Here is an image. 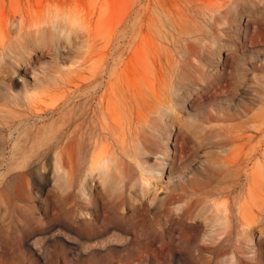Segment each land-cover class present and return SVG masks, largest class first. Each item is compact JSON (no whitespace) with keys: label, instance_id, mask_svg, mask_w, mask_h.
Instances as JSON below:
<instances>
[{"label":"rangeland","instance_id":"obj_1","mask_svg":"<svg viewBox=\"0 0 264 264\" xmlns=\"http://www.w3.org/2000/svg\"><path fill=\"white\" fill-rule=\"evenodd\" d=\"M2 17L58 30L29 38L32 69L9 59L0 264H264V0H0ZM92 101L113 139L36 157Z\"/></svg>","mask_w":264,"mask_h":264},{"label":"bare ground","instance_id":"obj_2","mask_svg":"<svg viewBox=\"0 0 264 264\" xmlns=\"http://www.w3.org/2000/svg\"><path fill=\"white\" fill-rule=\"evenodd\" d=\"M18 22L19 24H16V17H2L0 19V63L2 64V70H1L2 76L0 80L2 85L0 87V101H6L9 103V105L11 104L19 105L18 96L16 94L10 93V83H9L13 79L14 73L18 74V69L15 66L14 67L12 66L11 68H9L10 66L8 65L12 64V63H9V59H13L17 61L18 64H22L26 66V68L32 69L31 68L32 65H30L29 56L26 57V52L33 51L31 50L32 46L30 47L28 46L29 38H31V36H33L34 33L36 32L41 33L47 28H49V27H44L45 24H47L48 26L52 24L54 29L58 30V25L56 24L58 22L55 19H44L43 20L39 18V19H34L31 22H26L24 17H20ZM45 36L47 35H44V39L46 38ZM16 49L18 50L15 51ZM76 100L77 99H75V101ZM91 105H92V108H90L91 117H89L90 119L87 122L85 129H83L82 127L83 125L81 126L80 123H77L73 126L70 133L65 136L64 127L59 126L58 128H55L53 133L50 136H47L48 138L43 142L44 144L42 145V148H38L39 150L35 153L36 157H40V156L45 157L49 154L50 151L53 150L54 154L52 155V159L55 160L57 163H61L63 162L64 159L67 158L65 153H66V150L68 149H71V150L73 149L75 153H79L81 150L85 151L91 146L95 148L97 143L101 141L102 139H105V140H107L108 138L113 139L111 121L109 120L107 122L105 121L104 118H101L99 120V117H97L96 115V114H99L97 113V101L96 102L92 101ZM28 108L30 109V111H28V115L25 117V119L27 120L33 119L35 118L33 117L34 115L42 116V114L36 112L34 109H31L30 106H28ZM43 113L52 114V110L50 111L45 110ZM33 120L34 121L31 122V125L36 126L35 119ZM19 122H21V120H12L11 122L8 120L6 121V126H7L6 128L10 129L11 127L15 126ZM67 130L69 131V129ZM72 155L74 154L72 153ZM115 155L116 153H115L114 145H113V142H111V143L106 144L101 151H99L98 153H95V155H93L92 158L93 160L97 158L98 160L99 159L100 160H108V159L111 160L113 156ZM71 160H72V157H71ZM115 207H117L115 204L109 206V208L111 209L110 213L112 215H114L117 212ZM109 222H111V226H108L106 228L103 227L104 232L109 231L112 228L117 229L118 226L120 225V222L116 220H111Z\"/></svg>","mask_w":264,"mask_h":264}]
</instances>
